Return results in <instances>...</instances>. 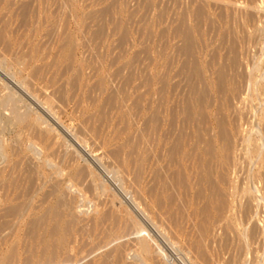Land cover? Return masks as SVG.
<instances>
[{
	"label": "rangeland",
	"instance_id": "374dc122",
	"mask_svg": "<svg viewBox=\"0 0 264 264\" xmlns=\"http://www.w3.org/2000/svg\"><path fill=\"white\" fill-rule=\"evenodd\" d=\"M0 264H264V0H0Z\"/></svg>",
	"mask_w": 264,
	"mask_h": 264
},
{
	"label": "bare ground",
	"instance_id": "6f19581e",
	"mask_svg": "<svg viewBox=\"0 0 264 264\" xmlns=\"http://www.w3.org/2000/svg\"><path fill=\"white\" fill-rule=\"evenodd\" d=\"M260 8V7H259Z\"/></svg>",
	"mask_w": 264,
	"mask_h": 264
}]
</instances>
